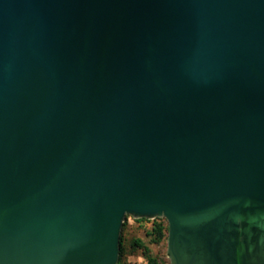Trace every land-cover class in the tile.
Returning <instances> with one entry per match:
<instances>
[{"label":"water","instance_id":"obj_1","mask_svg":"<svg viewBox=\"0 0 264 264\" xmlns=\"http://www.w3.org/2000/svg\"><path fill=\"white\" fill-rule=\"evenodd\" d=\"M264 264V0H0V264Z\"/></svg>","mask_w":264,"mask_h":264},{"label":"trees","instance_id":"obj_2","mask_svg":"<svg viewBox=\"0 0 264 264\" xmlns=\"http://www.w3.org/2000/svg\"><path fill=\"white\" fill-rule=\"evenodd\" d=\"M125 216L120 233L119 243V258L117 264H126L125 262V245H124V231L127 226H131L127 223V217ZM136 227H144L147 223H150L149 227L145 229V234L149 237V242L154 244H161L167 238L168 224L165 218L156 217L149 219L145 217L133 218ZM130 246L133 249H139L142 256L146 260L145 264H167L169 259L164 252L163 247H160L157 253H153L147 243H145L140 237H132L129 241Z\"/></svg>","mask_w":264,"mask_h":264},{"label":"rangeland","instance_id":"obj_3","mask_svg":"<svg viewBox=\"0 0 264 264\" xmlns=\"http://www.w3.org/2000/svg\"><path fill=\"white\" fill-rule=\"evenodd\" d=\"M133 216L127 217V223L131 226H127L124 231V245H125V262L126 264H145L146 260L142 256L139 249H133L130 246V239L132 237H140L145 243L149 245L153 253H157L160 247H163L164 252L167 254V238L161 244H154L149 242V237L145 234V229L149 227L150 223H147L143 228L136 227L133 220ZM162 218V217H161ZM168 257V255H167ZM169 259V257H168ZM167 264H170L167 262Z\"/></svg>","mask_w":264,"mask_h":264}]
</instances>
